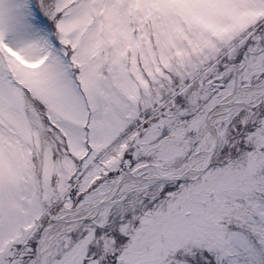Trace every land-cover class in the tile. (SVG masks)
I'll use <instances>...</instances> for the list:
<instances>
[{"label": "snow or ice", "instance_id": "obj_1", "mask_svg": "<svg viewBox=\"0 0 264 264\" xmlns=\"http://www.w3.org/2000/svg\"><path fill=\"white\" fill-rule=\"evenodd\" d=\"M0 264H264V0H0Z\"/></svg>", "mask_w": 264, "mask_h": 264}]
</instances>
